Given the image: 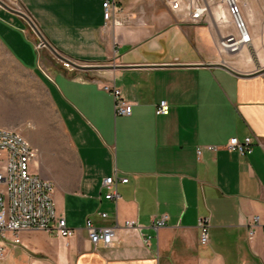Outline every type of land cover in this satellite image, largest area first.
Here are the masks:
<instances>
[{"label":"crops","instance_id":"0c3cea01","mask_svg":"<svg viewBox=\"0 0 264 264\" xmlns=\"http://www.w3.org/2000/svg\"><path fill=\"white\" fill-rule=\"evenodd\" d=\"M2 1L26 13L69 59L121 67L62 62L37 46L24 18L0 5V127L37 148L30 169L53 183L56 213L76 229L67 238L22 230L0 264H264V151L223 148L233 136L264 137V71L236 75L217 65L240 73L264 67V0H236L249 37L238 50L221 46L241 38L224 0H180L177 9L168 0H114L119 11L110 21L105 0ZM195 6L206 8L198 18ZM103 84L131 101L130 115L114 114ZM161 99L169 111L156 115ZM200 145L222 148L197 155ZM114 173L128 178L116 201L102 188ZM162 214L166 223L154 226ZM87 218L116 225L114 242L94 248Z\"/></svg>","mask_w":264,"mask_h":264},{"label":"built area","instance_id":"2783aa9c","mask_svg":"<svg viewBox=\"0 0 264 264\" xmlns=\"http://www.w3.org/2000/svg\"><path fill=\"white\" fill-rule=\"evenodd\" d=\"M230 15L233 18L239 35L248 37L245 23L240 15L236 0H224ZM172 9L180 6V0H168ZM205 7L195 6L192 17L198 18ZM119 11L114 0L103 2V17L105 21L114 19L115 12ZM232 38L228 37L221 41L228 42L227 47L236 50ZM37 46H42L41 42ZM102 88L111 93L114 101V114L128 116L132 112V103L126 99L119 88L114 84H103ZM169 104L165 99L156 103L155 114H167ZM254 146H259L264 151V137L245 135L242 138L231 137L223 146L229 151L239 154L250 153ZM222 148L220 145L197 146L196 153L200 155L202 150L216 151ZM37 148L33 147L29 140L18 130L10 127H0V258L6 256L10 247L20 243L19 232L26 229H39L52 236L71 237L76 229L67 225L66 219L56 213L54 201V185L33 173L30 169L32 162L36 159ZM128 182L126 176L116 173L103 179L102 188L104 197L116 201L119 197L117 185ZM98 215L105 219L107 212L101 211ZM167 214H162L153 222L154 226H162L166 223ZM258 219L255 217L248 225L247 237L252 240L257 232ZM127 228L141 230V226L135 220H125ZM85 228L89 242L94 248L98 246H109L116 239V225H96L91 218L85 221ZM199 240L205 244L208 241L209 220L207 216L198 219ZM260 236L264 245V228H261ZM144 243L149 244V239L144 238Z\"/></svg>","mask_w":264,"mask_h":264},{"label":"water","instance_id":"95a60500","mask_svg":"<svg viewBox=\"0 0 264 264\" xmlns=\"http://www.w3.org/2000/svg\"><path fill=\"white\" fill-rule=\"evenodd\" d=\"M0 5H2L3 7L7 8L8 10H10V11L20 15L22 18H24V20L29 24V26L32 28L34 33L37 35L41 44L43 46H46L52 53H54L56 55V57H58V59H60L64 63L71 65L72 67L77 68V69H112V68L121 67L119 65H82V64H79V63L69 59L68 57L62 55L50 42H48V40L42 35L41 31L38 29V27L35 25V23L32 21V19L26 13H24L23 11H20L18 9L10 7L9 5H7L2 0H0ZM231 38L233 39L234 37L231 36ZM217 65L227 69L228 71H230L231 73L236 74V75L247 76L250 74L260 73V72L264 71V67H263V68L258 69L257 71L252 72V73H240V72H237L234 69L228 67L227 65H225L222 62L218 63ZM131 66H135V65H131ZM136 66H140V65H136ZM144 66H163V65H144ZM208 66H214V65H208Z\"/></svg>","mask_w":264,"mask_h":264},{"label":"bare ground","instance_id":"6f19581e","mask_svg":"<svg viewBox=\"0 0 264 264\" xmlns=\"http://www.w3.org/2000/svg\"><path fill=\"white\" fill-rule=\"evenodd\" d=\"M241 36V38H240V40H234V38H233V40H232V42H233V44L237 47V49L236 50H238L239 49V46H240V41H245V42H248V40H249V37H247V38H243V36L242 35H240ZM228 45H230V44H228V42H224V44L222 45L221 44V46L223 47V48H228L227 46Z\"/></svg>","mask_w":264,"mask_h":264},{"label":"rangeland","instance_id":"374dc122","mask_svg":"<svg viewBox=\"0 0 264 264\" xmlns=\"http://www.w3.org/2000/svg\"><path fill=\"white\" fill-rule=\"evenodd\" d=\"M201 1V0H200ZM237 3V2H236ZM237 5H238V3H237ZM239 6V5H238ZM50 53L55 57V58H57L58 59V57H56V55L54 54V53H52L51 51H50ZM60 60V59H59ZM63 62V61H62Z\"/></svg>","mask_w":264,"mask_h":264}]
</instances>
